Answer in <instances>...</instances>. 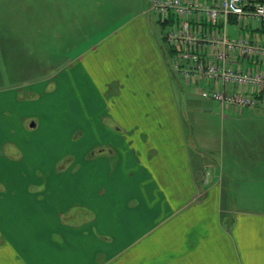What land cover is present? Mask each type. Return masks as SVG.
<instances>
[{"label":"crops","instance_id":"0c3cea01","mask_svg":"<svg viewBox=\"0 0 264 264\" xmlns=\"http://www.w3.org/2000/svg\"><path fill=\"white\" fill-rule=\"evenodd\" d=\"M112 3L89 29L67 32L82 46L75 60L46 80L55 79L58 87L62 73L63 89L97 84L89 107L96 113L93 127L101 133L79 126L95 141L78 140L81 157L48 162L58 169L47 190L14 188L36 182L33 163L24 164L26 145L6 130L18 114L27 119L37 113L22 105L39 97L35 87L43 82H36L37 65L9 88L25 87L27 98L0 88V264H264V140L220 142L212 150L218 156L206 161L187 142L199 117L220 114L225 121L247 112L262 117L264 98L251 109L221 108L216 102L221 113H210L214 101L186 90L162 61L144 9L132 1ZM24 50L17 48L20 55ZM76 77L77 85L71 82ZM18 127L23 129L21 121ZM93 142L112 147L115 168L123 167L119 174H105L106 158L99 165L84 162ZM8 149L19 158H10ZM98 178L97 191L107 183L99 194L93 191ZM117 180L121 186L112 190Z\"/></svg>","mask_w":264,"mask_h":264},{"label":"rangeland","instance_id":"374dc122","mask_svg":"<svg viewBox=\"0 0 264 264\" xmlns=\"http://www.w3.org/2000/svg\"><path fill=\"white\" fill-rule=\"evenodd\" d=\"M112 1H115V7L132 1L144 9L152 38L156 47L160 50L159 53L162 50L161 58L167 66L170 62V56L164 49L166 47L162 38V28L156 17L149 11L151 0H0V88L8 89L7 93L4 92L6 94L19 92L24 95L23 99L27 98L25 87L21 88L22 90H9V88L16 87V84L22 82L25 78V72L29 75L30 70L28 69H33L36 65L38 69L34 73L38 78L36 82H43L38 83L39 85L35 87L39 93L37 101H34L32 105L30 102H22L24 111L31 110L37 113L27 119L20 117L18 114L16 117L17 123L14 121L7 122L6 130L8 134L15 132L12 134L15 142L26 145L27 149L23 151L25 154L23 157L25 158L23 159L24 164L31 162L30 165H32L33 163L31 171L33 176L31 179L36 182L16 184L14 188L17 191L29 190L35 192L46 189L45 184L49 182L50 177L53 176L52 174L58 169L57 166L48 165V162L57 158L60 162L68 161L69 156L78 155V157H81L75 148L78 140L81 139V144H87L91 139L94 140L95 135H82L80 127L92 128L96 122V113H90L89 106L97 95V84H94L93 81H91V84L82 82L79 87L72 86L63 89L62 73H59L58 87L55 86L57 84L55 79L46 80L49 79L53 71L57 74L68 61L75 60L74 58L78 54L80 46H82L81 39L78 42L76 39L71 38L67 32L89 29L100 18L99 11L102 9L108 10L109 6L113 4ZM15 29L18 33H15ZM20 30L30 33L23 34L20 33ZM227 32L230 38L234 39L237 35V27L229 24ZM31 33V37H26ZM82 41L84 44L86 43L85 40ZM27 44L30 46H27ZM19 45L23 50L25 49L23 55H20L19 51L17 52ZM29 49L32 50V53L27 51ZM14 50L19 56L14 53ZM175 77L177 76L175 75ZM79 80V77H76L71 82H75L77 85ZM177 80L182 84L179 77H177ZM183 87L190 90L191 93L199 95L198 88L185 85ZM42 94H46L48 97ZM65 98L69 102V107L74 108L72 113L65 109ZM210 113H221V109L216 102L211 104ZM248 113L256 112H247L245 115L230 114L232 118L225 121H223L220 114H214L210 118L199 117L198 123L193 125L194 130L191 133L188 132L189 135H187L190 151L195 153L194 149L200 150L204 153L202 157L205 161L208 159L213 160L218 156L215 150L212 152L213 147L217 148L220 142L239 141L252 136L257 140L258 138H260V141L264 140V116L255 118ZM16 114L4 113L5 116L10 118ZM194 115L195 113H189L191 118ZM19 121L23 123L22 130L24 131L18 127ZM100 121L101 119H98L97 124ZM105 122L111 129L118 131L117 125L112 121L106 120ZM33 123L35 126L30 127ZM92 131L93 134H101L96 126L93 127ZM123 136L124 132L120 135L121 143H124ZM9 138H11V135ZM113 141V143H116L117 140ZM33 148H37L35 149L36 152L31 150ZM111 151V146L94 145L82 158L85 163L95 162L97 165L103 161L101 158H106L108 161H106L104 167L107 172L105 174L117 175L123 167L117 165L115 168L116 162L115 158L110 155ZM8 154H10V158L13 156V158H16V156L19 158L18 155H12L11 150L8 151ZM94 157L96 159H93ZM18 168L20 169L19 166ZM28 169H30V166ZM99 182H101L100 178L97 179L96 186L87 182L86 184L87 186L93 185L95 188L94 193L99 194L100 188H104L107 184L101 183L99 191H97ZM117 185L118 188L121 186L119 180L113 181L112 190H115Z\"/></svg>","mask_w":264,"mask_h":264},{"label":"built area","instance_id":"2783aa9c","mask_svg":"<svg viewBox=\"0 0 264 264\" xmlns=\"http://www.w3.org/2000/svg\"><path fill=\"white\" fill-rule=\"evenodd\" d=\"M149 11L169 48L168 68L183 85L221 108L261 103L264 0H151ZM229 24L237 27L234 39Z\"/></svg>","mask_w":264,"mask_h":264},{"label":"trees","instance_id":"16d2710c","mask_svg":"<svg viewBox=\"0 0 264 264\" xmlns=\"http://www.w3.org/2000/svg\"><path fill=\"white\" fill-rule=\"evenodd\" d=\"M162 26V25H161ZM162 28V27H161ZM162 38H163V40L165 39L163 36H162ZM166 47V46H165ZM165 49V51H167V53H169V48L168 47H166V48H164Z\"/></svg>","mask_w":264,"mask_h":264}]
</instances>
